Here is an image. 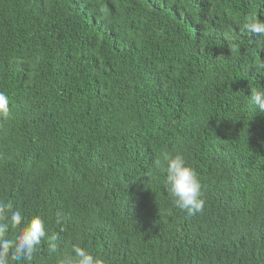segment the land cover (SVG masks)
I'll return each instance as SVG.
<instances>
[{
	"label": "trees",
	"instance_id": "1",
	"mask_svg": "<svg viewBox=\"0 0 264 264\" xmlns=\"http://www.w3.org/2000/svg\"><path fill=\"white\" fill-rule=\"evenodd\" d=\"M258 3L0 0V200L49 235L59 214L65 250L108 264H264V112L245 103L264 51L234 24ZM165 153L195 168L202 213L169 198Z\"/></svg>",
	"mask_w": 264,
	"mask_h": 264
},
{
	"label": "clouds",
	"instance_id": "2",
	"mask_svg": "<svg viewBox=\"0 0 264 264\" xmlns=\"http://www.w3.org/2000/svg\"><path fill=\"white\" fill-rule=\"evenodd\" d=\"M260 4H264V0H259L257 7ZM234 24L241 33L258 36L259 48L264 51V45L261 44L264 40V20L257 16L256 10ZM237 50L231 49L233 52ZM248 61H252L258 72H264V61L259 55L254 53L246 58L245 62ZM246 97L245 103L249 113L256 110L264 112V91L254 87L251 95ZM10 115L9 96L0 92V118L6 120ZM163 159V183L174 206L189 217L202 213L206 201L195 168L182 153H165ZM156 163L160 164L159 161ZM54 223L59 226V231L56 235H49L45 217L40 214L27 215L22 206H13L10 202L0 200V264H38L37 257L42 248L49 258H56L58 264H108L105 258L87 246L70 244L65 250L60 236V233L65 231L63 217L57 214Z\"/></svg>",
	"mask_w": 264,
	"mask_h": 264
}]
</instances>
